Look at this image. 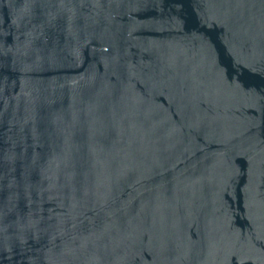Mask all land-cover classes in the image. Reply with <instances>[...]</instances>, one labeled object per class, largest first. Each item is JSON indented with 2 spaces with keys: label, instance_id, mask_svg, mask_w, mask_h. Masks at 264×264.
I'll return each instance as SVG.
<instances>
[{
  "label": "water",
  "instance_id": "water-1",
  "mask_svg": "<svg viewBox=\"0 0 264 264\" xmlns=\"http://www.w3.org/2000/svg\"><path fill=\"white\" fill-rule=\"evenodd\" d=\"M0 264H264V0H0Z\"/></svg>",
  "mask_w": 264,
  "mask_h": 264
}]
</instances>
